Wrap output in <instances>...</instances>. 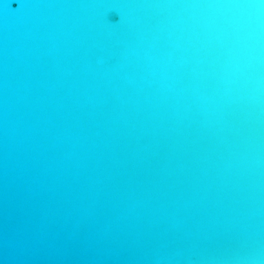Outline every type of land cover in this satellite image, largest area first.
I'll return each mask as SVG.
<instances>
[{
  "label": "water",
  "instance_id": "obj_1",
  "mask_svg": "<svg viewBox=\"0 0 264 264\" xmlns=\"http://www.w3.org/2000/svg\"><path fill=\"white\" fill-rule=\"evenodd\" d=\"M0 264H264V0H0Z\"/></svg>",
  "mask_w": 264,
  "mask_h": 264
}]
</instances>
